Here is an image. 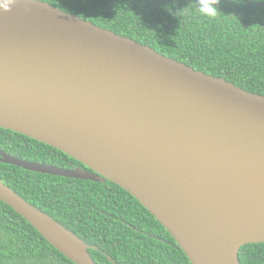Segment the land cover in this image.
Wrapping results in <instances>:
<instances>
[{
	"label": "water",
	"instance_id": "1",
	"mask_svg": "<svg viewBox=\"0 0 264 264\" xmlns=\"http://www.w3.org/2000/svg\"><path fill=\"white\" fill-rule=\"evenodd\" d=\"M0 128L86 170L0 163L110 181L134 197L191 264H240L264 243V95L161 55L40 0L0 11ZM0 201L74 264L79 237L0 181Z\"/></svg>",
	"mask_w": 264,
	"mask_h": 264
},
{
	"label": "trees",
	"instance_id": "2",
	"mask_svg": "<svg viewBox=\"0 0 264 264\" xmlns=\"http://www.w3.org/2000/svg\"><path fill=\"white\" fill-rule=\"evenodd\" d=\"M130 38L195 70L264 95V0H220L212 20L195 0H40ZM0 150L72 169L84 166L43 143L0 128ZM0 181L89 246L96 264H191L170 234L110 181L46 175L0 163ZM240 264H264V243L239 249ZM0 264H74L0 201Z\"/></svg>",
	"mask_w": 264,
	"mask_h": 264
},
{
	"label": "clouds",
	"instance_id": "3",
	"mask_svg": "<svg viewBox=\"0 0 264 264\" xmlns=\"http://www.w3.org/2000/svg\"><path fill=\"white\" fill-rule=\"evenodd\" d=\"M16 4V0H0V11L7 12ZM220 0H195V11L201 18L215 19L219 14Z\"/></svg>",
	"mask_w": 264,
	"mask_h": 264
},
{
	"label": "flooded vegetation",
	"instance_id": "4",
	"mask_svg": "<svg viewBox=\"0 0 264 264\" xmlns=\"http://www.w3.org/2000/svg\"><path fill=\"white\" fill-rule=\"evenodd\" d=\"M2 151V150H1ZM72 169H81V170H86L87 168H82V167H77V166H73Z\"/></svg>",
	"mask_w": 264,
	"mask_h": 264
}]
</instances>
